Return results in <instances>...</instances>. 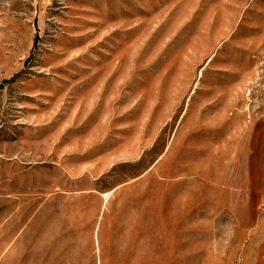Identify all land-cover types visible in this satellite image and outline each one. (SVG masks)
Masks as SVG:
<instances>
[{
  "label": "rangeland",
  "instance_id": "1",
  "mask_svg": "<svg viewBox=\"0 0 264 264\" xmlns=\"http://www.w3.org/2000/svg\"><path fill=\"white\" fill-rule=\"evenodd\" d=\"M0 264H264V0H0Z\"/></svg>",
  "mask_w": 264,
  "mask_h": 264
}]
</instances>
